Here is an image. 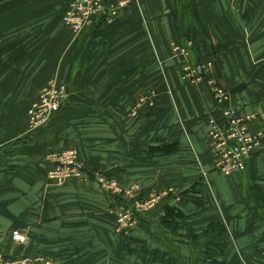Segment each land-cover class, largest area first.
<instances>
[{"label":"crops","instance_id":"crops-1","mask_svg":"<svg viewBox=\"0 0 264 264\" xmlns=\"http://www.w3.org/2000/svg\"><path fill=\"white\" fill-rule=\"evenodd\" d=\"M68 1L0 0V251L53 264H264V137L242 172L219 175L207 132L222 115L173 51L190 39L191 60H215L226 104L264 130V0H126L110 23L76 35L62 22ZM51 80L68 100L31 131L27 110ZM150 91L154 105L132 115ZM65 149L93 179H46V154ZM95 173L135 185L136 198L166 194L117 232L113 210L129 197ZM166 204L183 214L175 229L161 223ZM13 230L28 242L13 243ZM216 240L222 253L211 256Z\"/></svg>","mask_w":264,"mask_h":264},{"label":"built area","instance_id":"built-area-1","mask_svg":"<svg viewBox=\"0 0 264 264\" xmlns=\"http://www.w3.org/2000/svg\"><path fill=\"white\" fill-rule=\"evenodd\" d=\"M121 6L108 0H69L62 21L78 31L85 26L95 25L100 19L111 21L118 14ZM190 45L191 43L184 46L174 44L173 51L181 61L183 78L192 83H199L213 72L214 64L211 60H191ZM208 83L223 121L220 124L214 117H209L208 138L214 148L215 167L223 174L229 175L245 168L246 160L260 148L264 130L252 132L249 123L254 119V115H239L234 107L226 104L225 88L215 78H209ZM67 94L65 85H49L41 91L38 100L28 110V124L31 131L37 130L63 105ZM46 161L49 164L46 174L49 182L60 184L70 179H88L89 173L74 149L50 150L46 154ZM94 176L104 190L113 194L121 192L112 179L99 173H95ZM125 194L128 195L131 203L124 208H116L113 212L116 215L117 230L128 232L136 227V214L157 204L161 197L152 194L144 199L136 198L133 189H129ZM11 236L17 243L27 242V236L19 230H13ZM0 264H50V262L42 256L12 257L0 251Z\"/></svg>","mask_w":264,"mask_h":264},{"label":"rangeland","instance_id":"rangeland-1","mask_svg":"<svg viewBox=\"0 0 264 264\" xmlns=\"http://www.w3.org/2000/svg\"><path fill=\"white\" fill-rule=\"evenodd\" d=\"M108 2H114V3H116V5H120L121 6V3H123L122 4V6L121 7H123L124 5H125V2H126V0H108ZM68 3H69V1H68ZM121 7H120V9H121ZM68 8V7H67ZM119 9V10H120ZM67 10V9H66ZM118 10V11H119ZM66 12V11H65ZM65 14V13H64ZM64 16V15H63ZM63 16H62V18H63ZM112 21V20H111ZM111 21H109L108 23H110ZM63 22V21H62ZM64 24V23H63ZM74 35H76V34H80L81 32H84V31H87V30H90L91 28H94L95 27V25H89V26H85L83 29H80V30H78V31H76V30H74V29H72L69 25H66V24H64ZM186 44H190L191 43V45H190V48H189V53H190V58H191V52H192V42H191V40L190 39H187L186 40V42H185ZM185 45V44H184ZM183 45V46H184ZM183 77V76H182ZM209 78H215V77H212L211 75H207V77L205 78V79H203L201 82H207V84L209 85V83H208V80H209ZM184 80H186L187 82H189V83H192V82H190V81H188L187 79H184ZM217 80V79H216ZM201 82H199V83H201ZM199 83H192V84H199ZM220 84V83H219ZM49 85H55V86H59V85H62V84H58V83H56V82H54V80H51V81H49V83L48 84H46L41 90H40V92H39V94H38V97H37V99L36 100H38V98H39V95H40V93H41V91L45 88V87H47V86H49ZM221 85V84H220ZM221 86H223V85H221ZM224 87V86H223ZM209 88H210V92H211V94H212V89H211V87L209 86ZM225 88V87H224ZM225 90L227 91V94H226V101L228 100V98H229V92H228V90L225 88ZM155 92H148V93H145L143 96H141L137 101H136V103H135V105L133 106V108H132V111H131V114L132 115H136L137 114V111L140 109V108H142L144 105H146V104H149V105H154V103H155V98H156V94H154ZM68 96H69V94H67L66 95V98H65V100H64V103H63V105L58 109V110H56V111H54L49 117H48V119H47V121H45L40 127H38V129L39 128H41V127H43L44 125H46L47 124V122H49V120L53 117V115L55 114V113H57L63 106H64V104L67 102V100H68ZM212 97H213V94H212ZM35 100V101H36ZM34 101V102H35ZM34 102H32V104L34 103ZM31 104V105H32ZM216 104V103H215ZM30 105V106H31ZM218 107V106H217ZM30 108V107H29ZM29 108H28V110H29ZM219 108V107H218ZM28 110H27V126H28V129L29 130H31L30 129V127H29V124H28ZM216 119V118H215ZM208 120H209V118H208ZM37 129V130H38ZM36 131V130H35ZM210 140V139H209ZM75 150V149H74ZM77 151V150H76ZM77 154H78V152H77ZM215 165V164H214ZM245 169V168H244ZM243 169V170H244ZM243 170H241V171H239V172H242ZM215 171L218 173L219 172V175H221L222 177H224L226 174H223L221 171H219V170H217V169H215ZM235 173V172H234ZM233 174V173H232ZM229 175H231V174H229ZM225 177H228V176H225ZM224 177V178H225ZM111 179V178H110ZM96 182H98V179L97 178H95L94 179ZM116 184H117V186L120 188V190H121V194H124V195H126L125 193L129 190V189H133V191H136V186L135 185H131V187L130 188H125V187H123V186H121L116 180H114V179H112ZM98 184H99V182H98ZM100 185V184H99ZM102 188V187H101ZM166 194V192L165 191H163V192H156L155 193V195H157V196H160L161 198H163V196ZM152 195V194H151ZM128 196V195H127ZM160 198V199H161ZM141 199H144V198H141ZM131 203V200L129 199V202L126 204V205H128V204H130ZM125 205V206H126ZM125 206H121V207H119V208H124ZM157 207H158V203L157 204H154L153 206H150V207H148L147 208V210L146 211H144V212H152V211H155L156 209H157ZM138 213H140V212H138ZM138 213L136 214V215H138ZM116 216V215H115ZM136 218H137V216H136ZM138 219H136V226H138ZM115 230L117 231V232H122V231H118L117 230V224H116V218H115ZM11 240L13 241L14 239L12 238V236H11ZM27 242H28V237H27ZM13 243H17V242H15V241H13ZM18 244H25V243H18ZM9 254V253H8ZM10 255L12 256V257H19V256H22V255H28V256H42V257H44V258H46V259H48L49 260V262H50V264H53L52 263V260L50 259V258H47L46 256H44L41 252H29V253H27V254H22V255H14V254H11L10 253Z\"/></svg>","mask_w":264,"mask_h":264},{"label":"trees","instance_id":"trees-1","mask_svg":"<svg viewBox=\"0 0 264 264\" xmlns=\"http://www.w3.org/2000/svg\"><path fill=\"white\" fill-rule=\"evenodd\" d=\"M105 21L104 19H100V20H98L97 22H99V21ZM96 22V23H97ZM95 23V24H96ZM186 42V41H185ZM184 42V43H185ZM200 60H202V59H199V58H197V59H194L193 61H200ZM213 61V64H214V70L216 69V63H215V60H212ZM178 64H179V66H180V70H181V74H182V67H181V61H180V59L178 58ZM173 148H174V145H170V146H161V151H163V152H165V153H168V152H171L172 150H173ZM88 178H91V179H93L92 178V176H91V173H89V176H88ZM163 199V198H162ZM161 202L162 201H159L158 202V207H159V205L161 204ZM183 216V214H182V212H180L177 208H175V207H169L167 204L166 205H164L163 207H162V216L160 217V219H161V223H162V225L163 226H165V227H168V228H172V229H175V228H177V226H178V220L181 218ZM217 238V237H216ZM216 241H218V240H216ZM220 241V240H219ZM218 241V242H219ZM216 242V243H211V245L210 244H208V247L206 248V251H207V253H209L211 256H214L215 254H220V253H222V249H223V246L221 245V243L219 242ZM153 258L155 259L156 258V255L155 256H153ZM162 261H163V259H162ZM211 264H223L222 262H220V261H217V260H212V262H211Z\"/></svg>","mask_w":264,"mask_h":264}]
</instances>
